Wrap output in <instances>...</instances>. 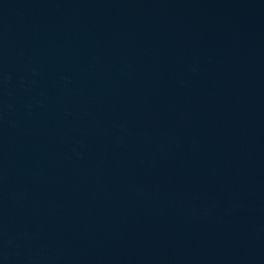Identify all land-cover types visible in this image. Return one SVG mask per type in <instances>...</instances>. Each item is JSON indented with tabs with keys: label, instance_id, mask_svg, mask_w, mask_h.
Here are the masks:
<instances>
[{
	"label": "water",
	"instance_id": "water-1",
	"mask_svg": "<svg viewBox=\"0 0 264 264\" xmlns=\"http://www.w3.org/2000/svg\"><path fill=\"white\" fill-rule=\"evenodd\" d=\"M0 264H264V0H0Z\"/></svg>",
	"mask_w": 264,
	"mask_h": 264
}]
</instances>
